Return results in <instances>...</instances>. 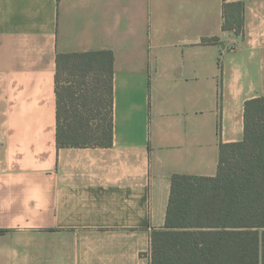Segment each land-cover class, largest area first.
<instances>
[{
    "label": "crops",
    "instance_id": "1",
    "mask_svg": "<svg viewBox=\"0 0 264 264\" xmlns=\"http://www.w3.org/2000/svg\"><path fill=\"white\" fill-rule=\"evenodd\" d=\"M90 50L114 53L113 144L59 147L57 55ZM261 96L264 0H0V264L147 262L172 176L216 175Z\"/></svg>",
    "mask_w": 264,
    "mask_h": 264
},
{
    "label": "trees",
    "instance_id": "2",
    "mask_svg": "<svg viewBox=\"0 0 264 264\" xmlns=\"http://www.w3.org/2000/svg\"><path fill=\"white\" fill-rule=\"evenodd\" d=\"M223 18L224 30L244 34L242 2H225ZM113 76L112 50L58 53L59 147L113 144ZM147 257L142 264H264V96L246 101L244 138L221 143L216 175L172 176Z\"/></svg>",
    "mask_w": 264,
    "mask_h": 264
}]
</instances>
